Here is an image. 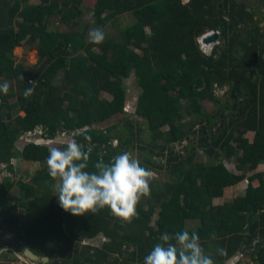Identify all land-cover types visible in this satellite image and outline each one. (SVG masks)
<instances>
[{"label":"trees","instance_id":"trees-1","mask_svg":"<svg viewBox=\"0 0 264 264\" xmlns=\"http://www.w3.org/2000/svg\"><path fill=\"white\" fill-rule=\"evenodd\" d=\"M84 1L0 0V75L17 86L7 95L0 93V163L14 173L17 157L45 162L29 181L7 177L0 182V233L39 254L58 252L65 264H143L165 232L187 230L198 233L215 264H229L237 253L250 256L245 264H264V171L235 173L221 158L222 153L238 155L240 169L264 165V16L256 17L257 10L245 0H96L92 13L106 34L103 43H90L87 29H48L56 14L79 24ZM258 2L262 9L264 0ZM124 13H131L135 22L118 29L116 38L106 26ZM210 30L220 31L223 44L207 55L198 37ZM24 42L35 45L41 61L37 68L16 63L14 49ZM131 75L141 90L136 113L156 139L162 135L168 144L162 147V154L168 148L166 166L151 161L149 168L167 167L176 179L155 190L153 178L151 194L140 200L131 223L121 222L107 207L74 216L54 196L46 164L49 146L31 141L20 150L17 140L38 127L42 136L53 138L87 126L89 138L76 134L74 139L90 153L86 170L95 171L96 162H109L131 143L119 124L95 126L127 113L124 79ZM226 85L231 101L222 106L214 91ZM30 87L34 92L26 99L24 91ZM13 96L17 99L10 103ZM205 98L216 103L211 113L201 104ZM17 109L24 114H15ZM193 112L199 117L189 124L186 118ZM216 121L220 130H214ZM164 126L168 130L161 132ZM185 140L183 152L173 148ZM245 179L244 194L214 203ZM14 187L21 192L20 202L9 196ZM155 208L159 217L152 224ZM193 220L198 224L187 227ZM100 233L107 238L102 245H88ZM75 243L83 246L74 252Z\"/></svg>","mask_w":264,"mask_h":264},{"label":"clouds","instance_id":"clouds-1","mask_svg":"<svg viewBox=\"0 0 264 264\" xmlns=\"http://www.w3.org/2000/svg\"><path fill=\"white\" fill-rule=\"evenodd\" d=\"M105 39L106 34L102 28L90 29V43L99 45ZM213 49L214 47L207 55ZM19 79H25L24 75ZM9 88L8 81L0 83V93L7 95ZM33 92L34 88L25 89L24 97L29 98ZM90 131L85 126L77 134L89 138ZM38 143L47 144L41 141ZM89 159L90 153L83 150L75 139L63 149L48 148L47 172L54 181L51 187L54 196L58 197V206L74 216L95 214L107 207L121 222L131 223L133 218L138 217L137 205L140 200L151 194L153 171L143 167L139 159L128 151L114 155L109 162L99 160L94 164L95 171L86 170ZM159 241L144 257L143 264H215L201 246L199 235L195 231L190 233L182 230L174 235L165 232ZM6 250L0 248V253ZM217 253L223 255L224 249L218 248Z\"/></svg>","mask_w":264,"mask_h":264},{"label":"rangeland","instance_id":"rangeland-1","mask_svg":"<svg viewBox=\"0 0 264 264\" xmlns=\"http://www.w3.org/2000/svg\"><path fill=\"white\" fill-rule=\"evenodd\" d=\"M96 0H86L83 3V12L84 15L80 19L79 24H74L75 20H66L63 21L61 19V14H56L51 17L50 19V24H49V30H62V31H72V30H86V37H88V33L90 29L98 27V25L95 22V19L93 18V13H92V7L95 4ZM184 2H187L188 0H183ZM248 2V4L257 10V15L256 17H262L264 16V7L261 9V5L258 0H245ZM30 3H40V0H30ZM259 17V18H260ZM115 21L117 22H111L106 26L107 32L118 38L119 31L121 30L120 28L133 24L135 22V18L131 13H124L120 16H118ZM262 26H264V19L261 22ZM120 29V30H118ZM149 32V28H147ZM205 34V33H204ZM202 34L201 36L198 37V42L200 45V49L204 54L210 53V49L215 47V46H222L223 41L220 39L219 41L212 42L210 44H205L202 40ZM204 43V44H203ZM204 46V47H202ZM95 50H99V47H94ZM83 51V50H82ZM140 51V50H137ZM85 54L86 52L83 51ZM14 58L16 60V63H22L26 68L33 69L37 68L40 64V56L37 52V49L34 44L30 42H24L21 46H18L14 49ZM4 81H8L10 88L9 91L14 88V90L17 88L16 82L14 79L5 77L3 75H0V83H3ZM35 81V79H34ZM124 83L127 87V99L125 103V108L127 110V113L124 112L123 114H118L111 118L110 120L101 123V124H96V127H101V128H107L108 126H112L114 124H119V131L123 134L124 137L129 136L131 138V143L128 144L127 150L130 152L134 157L138 158L141 165L145 168L150 167V162L151 161H158L161 162L164 166H166L167 161H168V148H166L162 154V147L166 144L168 147V144L165 143V139L161 136H158L156 139L155 135L153 132L149 129L148 124L146 123V120L139 116L136 113V106H137V100L138 96L140 94V88L135 82V76L131 75L130 77L124 79ZM228 89V85L225 87H215V95L217 96L219 100V104H222L224 106L225 104L228 103V101H231L230 98V92L229 91H224ZM103 97L107 98H112L113 94L108 93V92H103L102 93ZM17 99V96H13L9 99L10 103H14ZM182 102L184 105L187 107L191 106L190 100L183 99ZM201 104L205 110H207L209 113L212 112V110L216 107V103L211 101L210 99H203L201 101ZM7 109L3 110V115H7ZM15 114H24L23 111L17 109L14 111ZM194 113V112H193ZM195 115H190L186 118V121L189 122H194L198 119L199 115L194 113ZM125 121H129L130 125H126ZM214 130H220L221 128V123L219 121H216L214 123ZM168 130V126H164L161 128V132H166ZM78 131H64L59 132L55 137L53 138H43V139H38V141L47 143L49 147H60L63 149L66 147L68 142H71L74 139V136ZM251 135V134H250ZM249 135V136H250ZM28 140L25 139H18L17 140V147L21 150L24 145L26 144ZM32 141H35V138L32 139ZM114 145L118 144V141L113 139L112 140ZM186 145V140L183 141L182 143H176L173 148L176 150H179V152H183V147ZM203 153V152H202ZM201 153V154H202ZM238 155H234L232 157H227L224 153L221 154V158L223 162L227 165V167L232 170L235 173H242L245 172L247 175H251L256 171L263 170L264 171V165H260L257 169L252 170L249 169L248 167L239 168L240 162L238 160ZM19 157L17 159H14L13 162L15 163V169L16 171L13 173L15 178L18 179H24L25 181H29L39 169H42L45 165V162H29L27 160H19ZM201 158H205V156L202 155ZM150 170L153 171L154 173V188L155 190H158L164 186V184L168 181H173L176 178L171 175L168 172L167 167L163 168H149ZM249 181L247 179L241 181L240 183L234 185L232 188L228 190L227 193H225L224 196L220 198H214V203L215 204H224L226 201H229L233 199L234 197L238 195H242L245 192V189L248 185ZM20 195L21 192L18 187H14L9 196L10 198L15 199V202H20ZM58 200V198H57ZM159 208L154 209V216H153V221L152 224L156 223V220L159 217ZM193 224L197 225L198 222L196 220H193L192 222L187 223V227H191ZM106 236L104 234L100 233L96 237H94L93 240L87 241L88 245L90 246H101L102 243L106 240ZM77 242V241H76ZM86 243V242H83ZM83 246L82 243L79 245L75 243L74 245V252ZM126 252V249H124V253ZM111 257H118L117 253L110 254ZM53 259H57V261L61 262V257L58 252L54 254ZM122 258V256H119ZM17 260H15L16 263ZM237 262H240L241 264H245L247 262H251L250 256L247 254L243 253H237L232 259L229 260V264H236ZM1 264V262H0ZM140 264V263H138ZM252 264V263H251Z\"/></svg>","mask_w":264,"mask_h":264},{"label":"flooded vegetation","instance_id":"flooded-vegetation-1","mask_svg":"<svg viewBox=\"0 0 264 264\" xmlns=\"http://www.w3.org/2000/svg\"><path fill=\"white\" fill-rule=\"evenodd\" d=\"M17 241V244L11 248H6L1 243L0 238V248H6L7 250L0 253V262L1 264H65L63 261L59 262L57 259H53V256L49 253L48 255L39 254L36 251L30 249L25 243H22L20 240L14 238ZM29 249L37 258L31 259L26 255V251ZM15 260L16 263H15Z\"/></svg>","mask_w":264,"mask_h":264},{"label":"built area","instance_id":"built-area-1","mask_svg":"<svg viewBox=\"0 0 264 264\" xmlns=\"http://www.w3.org/2000/svg\"><path fill=\"white\" fill-rule=\"evenodd\" d=\"M214 32H215L214 30L206 32L202 36V40H203L204 36L212 34ZM218 32H220V31H218ZM202 47H204V46H202ZM211 49H210V51H211ZM42 132H43V129L41 127H38L34 131H29L27 133V135L24 137V139L26 138L28 140L27 142H31L32 139L35 138L34 142L38 143L39 142L38 139L46 138V136L44 137L41 135ZM7 177L11 178L12 180L15 178L13 175V172L9 169L8 164L7 163H0V182H2Z\"/></svg>","mask_w":264,"mask_h":264},{"label":"water","instance_id":"water-1","mask_svg":"<svg viewBox=\"0 0 264 264\" xmlns=\"http://www.w3.org/2000/svg\"><path fill=\"white\" fill-rule=\"evenodd\" d=\"M223 28H224V26H223ZM219 36H220V32H218V31H215L214 33H212V34H209V35H206V36H204V38H203V41L205 42V43H212V42H215V41H217L218 39H219ZM239 93H241L240 91H239ZM234 108H235V106H234ZM188 144H191V141H189L188 142ZM81 146H83V144H81ZM203 151L201 150V153H202ZM0 238H1V243H2V245L4 246V247H6V248H11L12 246H14V245H16L17 244V241L15 240V239H13L11 236H9L7 233H5V232H1L0 233ZM26 255L28 256V257H30L31 259L33 258V259H36L37 257L29 250V249H27V251H26Z\"/></svg>","mask_w":264,"mask_h":264},{"label":"crops","instance_id":"crops-1","mask_svg":"<svg viewBox=\"0 0 264 264\" xmlns=\"http://www.w3.org/2000/svg\"><path fill=\"white\" fill-rule=\"evenodd\" d=\"M20 139V138H19ZM21 139H24V136H21ZM29 162H33V161H29ZM4 163V162H3ZM15 179V178H14ZM16 180V179H15ZM220 198V197H217Z\"/></svg>","mask_w":264,"mask_h":264}]
</instances>
